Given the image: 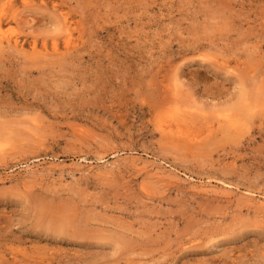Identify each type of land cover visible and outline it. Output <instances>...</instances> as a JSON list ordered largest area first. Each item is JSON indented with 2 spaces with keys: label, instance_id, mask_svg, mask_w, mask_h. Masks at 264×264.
<instances>
[{
  "label": "rangeland",
  "instance_id": "rangeland-1",
  "mask_svg": "<svg viewBox=\"0 0 264 264\" xmlns=\"http://www.w3.org/2000/svg\"><path fill=\"white\" fill-rule=\"evenodd\" d=\"M37 1L0 8V264H264V0Z\"/></svg>",
  "mask_w": 264,
  "mask_h": 264
},
{
  "label": "bare ground",
  "instance_id": "bare-ground-1",
  "mask_svg": "<svg viewBox=\"0 0 264 264\" xmlns=\"http://www.w3.org/2000/svg\"><path fill=\"white\" fill-rule=\"evenodd\" d=\"M2 2H3V0H1ZM0 1V2H1ZM21 1H23V5L24 4H26V3H28L29 1L31 2V0H20V2ZM35 1V0H34ZM40 1V0H39ZM39 1H37V2H39ZM4 2H5V0H4ZM15 2H16V0H15ZM33 2V1H32ZM41 2V1H40ZM43 2V1H42ZM22 3V2H21ZM35 3V2H34ZM2 4V5H1ZM0 5H1V7L0 8H4L5 7V5H6V7L8 6V5H12V0H9V1H7V2H5V4H3V3H1ZM13 4H16V3H13ZM36 4V3H35ZM30 5V4H29ZM31 5H33V4H31ZM54 5V4H53ZM52 5V6H53ZM10 6H8V8L10 7ZM13 6V5H12ZM11 6V7H12ZM35 6H37V4L35 5ZM41 6V5H40ZM15 7H16V5H15ZM19 7V6H18ZM17 7V8H18ZM24 7H26V9H29V8H27V6L25 5ZM30 7V6H29ZM44 7H46V3H45V6ZM31 8H32V6H31ZM56 8V7H55ZM25 9V8H24ZM54 9V8H53ZM10 10H11V8H10ZM60 10V9H59ZM5 11V10H4ZM53 13L55 12V9H54V11H52ZM0 13H2L1 12V10H0ZM19 13V12H18ZM6 14H7V12H6ZM16 9L14 8V6L12 7V16L13 17H15L16 15ZM2 15V14H1ZM9 15H11V13L9 14ZM8 15V16H9ZM52 15V14H51ZM54 15V14H53ZM20 16V15H19ZM58 16H61V15H58ZM57 15H54V16H52V17H55V19H56V17H58ZM62 17H66V16H62ZM61 17V18H62ZM1 18V17H0ZM2 18H3V16H2ZM2 18L0 19V44H7L6 46H7V48H9V47H11V48H17V49H22V48H20V46H22V44H21V41L16 37V38H10L9 36L7 37V35L4 33V31H3V24L5 23V22H2L1 20H2ZM8 18V17H7ZM6 18V19H7ZM18 18V17H17ZM60 17H58V19H59ZM10 19V18H9ZM58 19H56L57 21H58ZM13 20V19H12ZM55 20V21H56ZM60 20V19H59ZM61 20H63V19H61ZM60 20V21H61ZM55 21H53V23L55 22ZM71 21V20H70ZM7 22V21H6ZM59 22V21H58ZM62 22V21H61ZM63 23H65V22H63ZM62 23V24H63ZM73 23V22H72ZM56 24H57V26H58V24H59V26H61L62 24L61 23H57L56 22ZM61 24V25H60ZM56 26V25H55ZM63 27H64V24L62 25ZM72 27H74V26H72ZM58 28H60V30H64V28H62L61 29V27H57V29ZM62 30V31H63ZM72 28H71V25L69 24V23H66V27H65V43L63 42V44L65 45V47L66 48H70V47H72L71 45L73 44V34H72ZM33 42H34V40H33ZM33 42L31 43V45L33 44ZM35 44V43H34ZM75 44V43H74ZM8 45H9V47H8ZM31 45H30V47H31ZM37 45V44H36ZM53 45V44H52ZM2 46V45H1ZM1 46H0V48H1ZM14 46V47H13ZM76 47V46H75ZM44 48V47H43ZM54 50H57L58 49V45H57V42L55 43V41H54V46L52 47ZM38 49V48H37ZM36 49V50H37ZM46 49V48H45ZM52 49V50H53ZM33 50H35V49H33ZM32 50V51H33ZM44 50V49H43ZM38 51V50H37ZM41 51V50H40ZM46 51H47V49H46ZM55 52L56 51H53L52 52V54L51 53H49V54H51V55H53V53L55 54ZM43 53V52H42ZM41 53V54H42ZM40 54V53H39ZM43 54H45V53H43ZM32 54L30 53V55L28 54V56H31ZM35 55H37V54H35ZM34 55V56H35ZM45 55H47V54H45ZM56 55H57V53H56ZM176 86H177V84H176ZM200 114V112H198L197 111V108H194L193 106H187L186 108H184L183 109V111H176L175 113H172V114H170L168 117H167V119H166V124H165V126H164V128H165V130H166V132H168V133H173L174 135L176 134V135H179V137L181 136V135H183V134H185V132H184V130H182L181 129V127H182V124H184V123H186L187 121H188V119H190V117H195V116H198ZM174 127H176V130L174 129ZM188 138H189V136H188ZM40 201V200H39ZM42 202V204L44 203V201H41ZM36 205H38L39 203H35ZM44 205V207H45V205L46 204H43ZM49 205V204H48ZM47 206V205H46ZM50 206V205H49ZM44 207H42V208H44ZM58 207H61V206H58ZM62 207H64L63 205H62ZM47 208V207H46ZM45 208V209H46ZM65 208V207H64ZM48 209L49 208H47L46 210L48 211ZM52 209L54 210H57V211H61V209H57V208H54V207H52ZM65 209H67V208H65ZM65 209L63 210V213H64V211H65ZM53 210H52V212H53ZM54 210V211H55ZM68 210V209H67ZM45 211V210H44ZM57 211H56V213H57ZM39 212H41V211H39ZM49 212H51V207H50V211ZM52 212H51V214H52ZM62 213V215H64ZM45 214H46V212H45ZM61 214V213H60ZM55 215H57V214H54V216ZM53 216V217H54ZM61 216V215H60ZM66 216H68V214H66ZM66 216L63 218L62 216H61V218L62 219H66ZM57 217L59 218V216L57 215ZM57 217H54L55 218V220L53 221V223L55 224V223H57ZM69 217V216H68ZM42 218V217H41ZM46 218V217H45ZM61 218H59L60 220H59V222L58 223H60V221H61ZM50 220L51 219H49V224H50ZM52 221V220H51ZM67 221V220H66ZM64 222V221H63ZM68 222V221H67ZM66 222V223H67ZM43 223L44 222H42V226H43ZM72 223V222H71ZM46 224V223H45ZM73 224V223H72ZM52 225V224H51ZM63 226H64V224H62ZM65 225H67V224H65ZM47 226V224L45 225V227ZM73 226H75L74 224H73ZM52 227H54L53 225H52ZM51 227V228H52ZM56 227V226H55ZM65 227H68V226H64V228H62V226H61V229H64V231L65 230H67V229H65ZM50 228V226H48V229H50V231L52 230ZM58 228H59V226H58ZM74 228V227H73ZM76 228H77V226L74 228L75 229V231H76ZM43 229V228H42ZM47 229V228H46ZM54 229V228H53ZM57 228H55V230H56ZM70 229H72L71 227H70ZM69 229V230H70ZM73 229V230H74ZM78 230L77 231H79L80 229H79V227L77 228ZM55 230H52V233H54V231ZM73 230L70 232V231H68V232H70L71 234L73 233ZM83 230V229H82ZM47 231V230H46ZM41 232H43L44 234V236L46 235L45 233L46 232H44V231H42L41 230ZM59 232H60V230H59ZM61 233V232H60ZM76 233V232H75ZM75 233L73 234V235H75ZM40 234V233H39ZM50 234V233H49ZM46 235V236H50V235ZM65 233H63L62 234V236L64 235ZM71 234L69 235V236H71ZM79 235L81 234L80 232L78 233ZM78 234H76L75 235V237L76 238H79L78 237ZM54 236L56 235V233H54L53 234ZM58 235V234H57ZM60 235H58V237H59ZM62 236H60V237H62ZM65 236H67V233L65 234ZM81 236H83V234H81ZM80 236V237H81ZM40 238H41V236H39ZM43 237V236H42ZM53 237V236H52ZM57 237V238H58ZM74 237V238H75ZM54 238V237H53ZM71 238H72V236H71ZM55 239V238H54ZM29 257V256H28ZM30 257H31V255H30ZM39 260V259H38Z\"/></svg>",
  "mask_w": 264,
  "mask_h": 264
}]
</instances>
